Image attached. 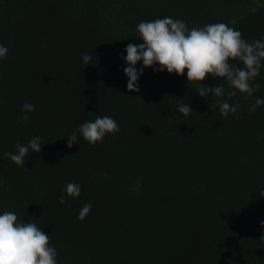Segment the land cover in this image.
<instances>
[{
  "label": "trees",
  "instance_id": "1",
  "mask_svg": "<svg viewBox=\"0 0 264 264\" xmlns=\"http://www.w3.org/2000/svg\"><path fill=\"white\" fill-rule=\"evenodd\" d=\"M164 17L264 37V0H0V214L36 223L57 264H264V105L248 110L264 99V67L250 100L201 97L187 70L152 67L130 92L125 48L143 43L140 22ZM221 83L230 90L219 77L202 81ZM221 100L240 107L225 118ZM183 103L193 114L179 112ZM105 115L119 133L92 146L77 132L67 147ZM36 136L44 145L25 166L5 155ZM69 183L81 195L61 204Z\"/></svg>",
  "mask_w": 264,
  "mask_h": 264
},
{
  "label": "clouds",
  "instance_id": "2",
  "mask_svg": "<svg viewBox=\"0 0 264 264\" xmlns=\"http://www.w3.org/2000/svg\"><path fill=\"white\" fill-rule=\"evenodd\" d=\"M136 31L143 43L128 44L125 48L127 55L122 56L127 64L123 71L128 77L127 89L130 92L140 91L138 80L143 75V68L148 67L159 72L166 69L169 74L178 76L184 75L187 70L188 83L198 82L196 92L205 98L212 93L216 98L227 95L230 99L239 92L245 100H250L261 87L255 81L264 67V37L249 42L242 37L240 31L224 23L189 29L185 21L172 17L142 21L137 25ZM7 53L8 48L0 45V59L6 58ZM82 59L85 65H88L91 56L83 54ZM141 61L143 67L137 68V63ZM235 62H239L243 67H239ZM156 65H159V68H156ZM209 75L212 78H222L230 90L226 92L223 83L218 87H205L202 81ZM261 105H264V99L256 98L248 110L255 112ZM239 107V102H218L219 111L225 118L230 113H236ZM177 108L185 117L194 112L188 103L180 104ZM21 111L34 112L35 105L25 103ZM28 118L27 115L20 116L18 122L27 121ZM120 130L119 124L112 117L97 116L94 121L84 122L71 133L67 138V147L71 148L76 142L77 132L90 145L95 146L97 143H103L106 135H115ZM43 145V140L36 136L26 145L16 144V152H7L5 155L17 166L23 167L29 150L40 153ZM64 192L66 195L59 198L61 204H64L68 197L78 198L81 195V186L69 183ZM260 196L264 197V191ZM92 207L91 203L84 204L77 218L83 221ZM260 223L264 227V221ZM57 255V250L50 246V236L36 223L22 222L16 213L11 211L0 214V264H57Z\"/></svg>",
  "mask_w": 264,
  "mask_h": 264
}]
</instances>
